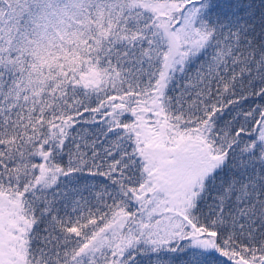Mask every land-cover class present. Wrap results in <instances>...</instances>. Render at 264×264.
I'll use <instances>...</instances> for the list:
<instances>
[{"label": "snow or ice", "instance_id": "1", "mask_svg": "<svg viewBox=\"0 0 264 264\" xmlns=\"http://www.w3.org/2000/svg\"><path fill=\"white\" fill-rule=\"evenodd\" d=\"M0 264H264V0H0Z\"/></svg>", "mask_w": 264, "mask_h": 264}]
</instances>
